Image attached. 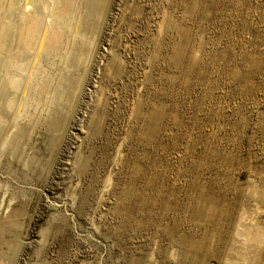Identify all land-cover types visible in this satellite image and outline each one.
<instances>
[{"label":"rangeland","instance_id":"obj_1","mask_svg":"<svg viewBox=\"0 0 264 264\" xmlns=\"http://www.w3.org/2000/svg\"><path fill=\"white\" fill-rule=\"evenodd\" d=\"M44 1L61 51L4 55L0 264H264V0Z\"/></svg>","mask_w":264,"mask_h":264},{"label":"bare ground","instance_id":"obj_2","mask_svg":"<svg viewBox=\"0 0 264 264\" xmlns=\"http://www.w3.org/2000/svg\"><path fill=\"white\" fill-rule=\"evenodd\" d=\"M39 1L44 4L42 6V8H45V9L48 8L46 5V2L44 0H0V93L8 91L9 94H13V91L17 90V88L19 87V83L16 80L18 78H15V76L10 71H8V67L10 66V64H9L8 60L4 59V55L6 54L5 51L8 49V47L11 46V43L13 41L15 42L16 38H18L20 45L24 44L26 52L31 53V52L35 51V48L37 46L36 41L40 38L39 36L43 30V27L48 26L47 37H46L48 42L46 41L47 44L45 47L49 51L53 52V51H56L59 48H61V46H63V43H62L63 37L61 35V28H60L59 24H57L54 19H51L49 21V23L45 22L44 18L41 15L44 11H42V8L40 9V7H37V5L35 4L37 2L39 3ZM14 12H18L20 15H19L18 24L15 23L13 25L11 22L12 21L11 16L14 14ZM29 55H31V54H29ZM13 58H15V57H13ZM12 62H13V60H12ZM27 64H28V62H27ZM15 65H17V62ZM21 68H23V67H21ZM43 73H45V72H43ZM20 78L22 79V77H20ZM37 85H39V84H37ZM38 89H40V88H38ZM8 106H11V103L7 104V107L4 108L3 113L0 115V122H2L3 124L6 123V121L8 119L7 118L8 112H9ZM1 124H0V129L2 128Z\"/></svg>","mask_w":264,"mask_h":264}]
</instances>
